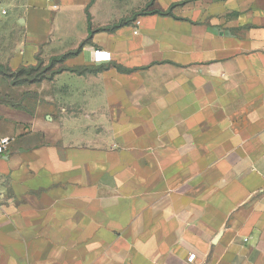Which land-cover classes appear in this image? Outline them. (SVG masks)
I'll return each instance as SVG.
<instances>
[{
  "label": "crops",
  "instance_id": "obj_1",
  "mask_svg": "<svg viewBox=\"0 0 264 264\" xmlns=\"http://www.w3.org/2000/svg\"><path fill=\"white\" fill-rule=\"evenodd\" d=\"M115 2L21 0L68 111L0 101V264H264V0Z\"/></svg>",
  "mask_w": 264,
  "mask_h": 264
},
{
  "label": "rangeland",
  "instance_id": "obj_2",
  "mask_svg": "<svg viewBox=\"0 0 264 264\" xmlns=\"http://www.w3.org/2000/svg\"><path fill=\"white\" fill-rule=\"evenodd\" d=\"M23 6L21 0H0V99L33 112L63 116L68 111L66 95L59 92V86L53 83V78L65 68L64 54H55L46 48L39 53L33 68L24 64L22 49L26 32L19 21L23 16ZM123 6L115 0L112 5L118 11ZM128 6L135 11L136 5ZM147 8L148 5L139 13L147 11ZM136 14L138 12L133 15ZM123 17L110 23H124L127 18Z\"/></svg>",
  "mask_w": 264,
  "mask_h": 264
},
{
  "label": "built area",
  "instance_id": "obj_3",
  "mask_svg": "<svg viewBox=\"0 0 264 264\" xmlns=\"http://www.w3.org/2000/svg\"><path fill=\"white\" fill-rule=\"evenodd\" d=\"M59 1L60 0H46L49 6L54 10L59 9V6H60ZM137 24H139V21H137ZM95 54H96V58L98 61H105V60L110 59V54L101 49H96ZM8 143H9L8 138H2L0 140V153H3L5 151V148ZM194 258H195V255L192 254L190 259L193 260Z\"/></svg>",
  "mask_w": 264,
  "mask_h": 264
},
{
  "label": "trees",
  "instance_id": "obj_4",
  "mask_svg": "<svg viewBox=\"0 0 264 264\" xmlns=\"http://www.w3.org/2000/svg\"><path fill=\"white\" fill-rule=\"evenodd\" d=\"M174 7V6H173ZM158 13H163V12H161V11H157ZM142 13H144V11H142ZM163 14H172V7L168 10V11H166L165 13H163ZM121 24H123V23H121ZM121 24H119V25H121ZM116 26H118V25H116ZM116 26H113V27H110V29L109 30H113V29H115L116 28ZM78 51V50H77ZM76 51V52H77ZM70 53H67V54H65L64 55V57H67L68 55H69ZM34 66H31V68H33ZM0 101L1 102H5V103H8V104H11V103H9V102H7V101H5V100H2V99H0ZM11 105H13V106H18V105H14V104H11Z\"/></svg>",
  "mask_w": 264,
  "mask_h": 264
}]
</instances>
